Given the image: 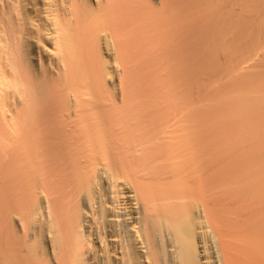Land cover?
<instances>
[{"label":"bare ground","instance_id":"bare-ground-1","mask_svg":"<svg viewBox=\"0 0 264 264\" xmlns=\"http://www.w3.org/2000/svg\"><path fill=\"white\" fill-rule=\"evenodd\" d=\"M0 264H264V0H0Z\"/></svg>","mask_w":264,"mask_h":264}]
</instances>
